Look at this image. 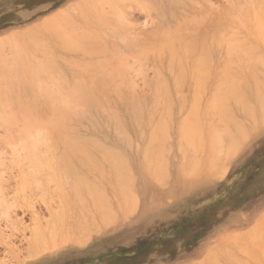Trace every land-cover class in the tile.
Here are the masks:
<instances>
[{
	"label": "bare ground",
	"instance_id": "6f19581e",
	"mask_svg": "<svg viewBox=\"0 0 264 264\" xmlns=\"http://www.w3.org/2000/svg\"><path fill=\"white\" fill-rule=\"evenodd\" d=\"M108 1V3L106 2L110 8L107 9L108 13L113 16L105 12L104 8L102 9L101 3L104 0H95L97 4L94 7L96 9L99 7L97 16L82 18L78 14V17L80 16V19H77L78 24L83 23L82 25H84L81 26L84 29H81L80 33L72 32L76 28L71 31L65 25H62V29L60 27V30L65 31L66 28L71 31L67 30L68 34L66 35L67 31H65V37H61L60 33V36L57 34L61 40L68 37V39H64L65 42H61V45L62 48L64 45L63 49H66V46L67 51L70 50V55L67 52L63 57L60 52H57V55L60 54L59 56L53 52H51L52 54L47 52L46 54L50 53L52 56L45 58L20 56L17 57H23L20 60L14 58V61L11 58L14 64L17 63L15 67L9 65L10 68H0V85L2 84L0 86V125L6 131L5 136H0V147L6 144L7 146L11 145L16 154L15 158L11 156L12 165L19 167L20 171L23 170V174L26 172L22 183L17 185V188L19 187L20 193L21 189L27 191L31 188V192L35 191L36 196L38 194L41 199H45L42 197L43 192L42 195L37 193L38 189L45 190L48 186L54 185L53 194L59 197L61 203L60 210L55 212L50 220H46V225H39L33 229L30 248L28 247L30 256L38 252L50 251L57 246L60 240L73 233L77 234L76 230L79 226L74 228L73 219L78 218L77 222L80 226L83 225L80 224L82 218L85 221L87 219V223H92L88 221H93L95 216L102 217V215L114 212L110 210L112 208L109 207L110 205L135 201L137 198H133L136 196L133 193L136 186L133 182L135 172L130 167L126 155L119 153L120 149L118 148L113 151L108 150L102 142H99L100 140H97L98 138L94 137L93 139L86 135L87 137H85L88 138L86 139L84 136L82 138V136H75V133H72L74 126L72 124L76 118L79 120L80 116L86 114L89 109L96 111L100 109L103 113V110L105 111L114 102L132 108L134 112L132 114L139 125L146 123L149 127L148 136L150 138H148L149 143H146L147 146H143L144 148L140 151L141 162L136 171L145 172L148 179L158 180L160 183L165 181L166 172H169L168 162L165 160L166 147H163V144L171 138L173 133L178 139H176L179 143H177L178 146L180 145L178 150L182 148L180 152L184 153H180L181 155L188 156L193 148H199L202 144L207 143L205 164H209L213 154L223 148L226 140L234 141L236 138L245 137L250 128L253 129L264 124V0H229L228 14L241 11V15L246 12L245 15L250 17L248 13L251 14L249 11L252 10L255 14V16L252 14V17L256 22V28L257 24L261 27L254 34L249 33L252 32L251 30L248 33L239 32V35L232 32V36L228 32L227 34L231 37H226V39L224 33L229 29L222 32L221 27V31H218L222 36L220 37L214 34L213 24H211L214 38L217 36L216 39L212 40L211 38V41L208 39L207 32L202 30V26H205L206 28H203L208 31L207 23H204L205 17L209 18L206 12L216 4L202 5L201 0L136 1L146 14L151 15L156 11L159 17V20H154L159 22L155 23L151 34L147 36V39L143 38L142 40L138 39V36L133 37L134 30L128 32L131 27L128 28L129 25H125L128 22L124 23L123 21L125 17L122 16L125 13L122 14V9L127 7V2H124L125 0ZM133 1L132 3L137 5ZM210 3L212 2L210 1ZM120 4L125 6L121 8ZM129 7L128 9H130ZM218 9L217 7L216 10L218 11ZM224 11L227 10L224 9ZM217 17L218 23L222 24L223 20L220 21ZM222 17L220 15L219 19ZM210 18L207 20H215V17L214 19ZM249 20L251 22V19H248V22ZM45 21L47 20L43 22ZM77 21H73V23H77ZM239 21L242 23L240 17ZM245 25L247 26L246 23ZM70 33L73 35L70 36ZM210 33L212 34L211 31ZM135 34L139 33L135 31ZM38 41L41 43L38 39L37 45ZM42 42L45 43V41ZM42 45H39V48ZM46 49L45 46L44 51ZM0 53L2 52L0 51ZM2 58L6 64L8 57L7 60L5 56ZM145 58L160 65V70L158 69L151 84L150 97H140L131 94L133 92L130 93V90L136 85L134 86V80L130 79L129 71L133 68L129 63L132 60L143 62ZM241 58L245 61L244 63L240 62ZM139 62H137L138 65ZM13 63L11 64L13 65ZM235 63L243 64L238 67L239 65ZM13 103L18 106V109H16L17 106H13ZM175 108H181V110L187 108V114L173 126L172 113ZM108 110L112 111L110 108ZM90 115L88 116L90 117ZM96 115H98L97 112ZM111 115L113 117V113ZM93 118L90 117L91 120ZM113 118L115 119H113L114 132H117L120 137H125L129 142L130 135L122 121L123 118H120L117 113ZM96 122L98 123V121ZM99 127H101L100 124ZM140 127L142 130V126ZM140 133V135H144V131ZM89 137L93 140H90ZM5 152L4 154L8 151ZM188 162L182 168L186 172L200 165V162L194 161L192 164L189 159ZM1 164L6 166L5 163ZM12 165L9 168H15ZM3 181L0 184H3ZM2 187L6 188L5 185ZM3 189L1 188V190ZM50 195L52 194L50 193L48 197ZM131 206L133 207V205ZM10 207L9 209H11ZM135 208L137 209V207ZM133 209L134 207L130 208L131 211ZM2 212L0 211V214ZM70 221L72 225H70ZM95 221L97 222L96 219ZM81 223L85 224L83 221ZM94 225L96 228V224ZM261 227L254 225L247 232L249 234L256 232L253 234L257 238H261L260 241H264V228ZM88 229L90 228L88 227ZM261 232L263 233L261 234ZM87 233L88 230L85 234ZM74 234L73 237H75ZM262 235L263 237H261ZM248 236L250 239V235ZM86 237L88 236L86 235ZM232 247L233 245L226 244L219 250L210 252L205 255L203 260L201 259L203 262L200 264H221L223 256H228L230 260L232 257L234 259L236 255ZM236 247L238 248L237 244ZM253 252L251 253L254 256L256 252L254 254ZM254 257L258 260L260 258L257 253ZM256 258L254 263H256ZM237 259H234L233 263L251 264L243 258L240 260L243 259L244 262L239 263V259ZM250 259L254 258L250 257ZM245 261L247 262L245 263Z\"/></svg>",
	"mask_w": 264,
	"mask_h": 264
},
{
	"label": "rangeland",
	"instance_id": "374dc122",
	"mask_svg": "<svg viewBox=\"0 0 264 264\" xmlns=\"http://www.w3.org/2000/svg\"><path fill=\"white\" fill-rule=\"evenodd\" d=\"M132 1L133 0L124 1L127 2L126 8L123 7L125 5L120 4L121 8H124L122 9V14L125 13L124 16H122L125 17L123 21L124 23L128 22L125 24L129 25L128 28L131 27V29H128V32L134 30V34L131 33L133 37L135 36L136 38L138 36V39H147V36L152 32L151 30L154 29L155 23L157 24L159 22L154 20H159V17L156 11L151 15L142 11L143 9L141 10L139 6L140 4L138 5L136 2L140 0L133 1L137 3V5L132 3ZM210 1L212 3H210ZM210 1L201 0V2H203L202 5L207 6V4H216L215 7L212 6L214 9L211 7L212 10L210 8L209 11L206 12L209 15L206 14V16L209 18L211 16L215 17V20L211 21L207 20L209 18L205 17L204 23H207L208 31H206L205 26H202V30L207 32L209 40L211 38L213 40L215 35L222 37L218 32L221 31V27L222 32H226L229 29L224 33L225 38H230L233 33L239 35V32L248 33L250 30L252 32L249 33L254 34L259 30V27H261L259 24H257V28L255 26L256 22L252 17V14L255 16L254 11L249 9L251 14L248 13V15L250 17L245 15L246 12H243V19V15L240 13L241 11H237L236 13L232 12L231 14L227 13L230 6L229 0ZM106 2L108 3L109 1L104 0V2L101 3V7L103 5L102 9L104 8L105 12L108 13L109 11L107 9L110 8H108L109 4L107 6ZM95 4H97L95 0H0V51L2 52L0 53V68H6L9 67V65L15 67L17 63H13L15 61L14 58L18 60L26 56L45 58L52 56L51 52L55 55H57V52H60L63 57L64 53L67 52V54L70 55V50L67 51L66 46V49H63L64 45L63 48L61 45L62 41L65 42L64 39H68V35L66 36L67 38L61 40L59 33L61 37H65L69 30L72 31L75 28L76 29L72 32L80 33L84 29L81 28V26L83 27L84 25H82L83 23L81 22V25L78 24L77 19L79 20L80 16H82V18L97 16L96 14H98L97 10H99V7L96 9ZM128 7L130 9H128ZM217 7L219 8L218 11L216 10ZM224 9L227 11H224ZM78 14H80L79 17ZM108 14L113 16L111 13ZM234 14L236 16L232 17ZM220 15L221 17L223 16L221 19H219ZM238 16L242 23L239 21ZM214 17L211 18L214 19ZM216 17L220 21L223 20V23H218ZM247 18L251 19V22L250 20L248 22ZM246 19L247 21L245 22ZM44 20L47 21L43 22ZM73 21H77V23H73ZM214 23L219 26H215ZM211 24H213L215 35L211 29L212 27H210ZM62 25H65L68 29L70 28L68 30L64 27L65 31L68 30L65 35V31L60 30V27L62 29ZM234 28L237 29L235 30ZM223 29L226 30L224 31ZM135 31L139 34L136 35ZM228 32L230 34L233 33L230 36L227 34ZM224 34L222 33V35ZM69 35L71 36L73 34L70 33ZM35 37H37L43 45L39 43V41L37 45L38 39ZM42 41H45V43ZM39 45L42 46L39 48ZM45 46L47 48L46 51H44ZM47 52L51 54H46ZM2 56H5L6 60L8 57V60H5L6 64L3 62ZM20 56L23 57L17 58ZM238 59L237 62L239 63ZM18 60L17 62L19 63ZM242 61L243 63L245 62L241 58L240 62ZM137 62L139 61L132 60L129 63L130 67L133 68L130 71L128 69L130 79H132V81L134 80V86L136 85L135 88H132L133 90L135 89L134 91H131V88V90L129 89L130 93L133 92L131 94H136L140 97H150L151 84L156 77L158 69L160 70V65L154 63L151 59L149 60V58L143 59L144 64L143 62H139L138 65ZM11 63H13V65ZM243 63H240V65ZM240 65L238 67H240ZM236 66H234V68H236ZM138 69H140L139 72ZM173 96L176 97L174 94ZM1 98L3 99V97ZM17 105L19 104L17 103ZM17 105L13 103V106L16 107ZM107 108L112 110L113 117L117 113L120 118L124 119H122V121L128 128L129 137L133 140V143L130 138L128 142L125 137H120L117 132H114L115 119ZM107 108L105 110L107 113L104 110L102 113L100 109H97L98 111L89 109L86 114L80 116L79 120L76 118L72 124V126H75V128L74 126L72 128V133H75V136H82V138L86 135L91 136L93 139L94 137L96 139L98 138L97 140H100L99 142H102L108 150L113 151V149L117 150L118 148L121 150H119V153L126 155L130 167L134 170L133 172H135L133 178V182L136 184L133 192L136 195L133 198L137 197L135 201L132 200L123 204L110 205L109 207H112L110 210L114 212L105 214L106 216L102 215V217L95 216L94 220L92 219L93 221H88L92 223H87V219L86 221L83 220L84 218L80 219L85 222L84 224L80 221V224L85 226H80L78 224V218L73 219L74 228L79 226L78 229H82L80 231L75 229L78 231L77 234L73 233L75 237L71 234L69 237L60 240L57 246L50 251L38 252L39 254H34L36 256H30L29 248L33 229L39 225H46V220H50L52 215L60 210L61 203L59 197L53 194L55 189H53L54 185L48 186L45 190L38 189V192L36 191L40 195L43 194L42 197L45 199H41V196L39 197L38 194L36 196L35 191L31 192V188L27 189V191H22L21 189L22 194L20 193V189L19 187L17 188V185L22 183V178H24L26 172L23 174V170L20 171L21 169L19 170V167L12 165L13 161H11V159L16 156L14 153L15 150L10 144V146H7L5 143V146L2 145L0 147V164L5 163L4 165H6L3 166L1 164L0 167V175L3 174L0 176V178H2L0 182L2 183V181L6 179L3 181V184H0V199L3 198L0 200V204L3 206L0 205V211L2 212V210L5 209L2 212L3 214H0V264H200L203 262L202 260L204 257H206L205 255H208L212 251L219 250L220 247L226 244L233 245L232 250H234L239 260L243 258L251 264H264V241H260L261 238L259 239V237L257 238L254 235L256 232H253L254 234H249V232H247V230L249 231V229H252L254 225H258V227L260 225V227L262 226L264 228V124L258 125L253 129L250 128L246 134L247 136H242L243 138L239 137L234 141L229 139L226 140L223 148L213 154L209 164H205V148L207 143L202 144L199 148H193L188 156L181 155L180 153L182 152L180 151H182V148L178 150L180 145L178 146V139L176 134L173 133L171 138L163 144V147H166L165 160L168 162L167 169L169 172H166L165 181L160 183L158 180L154 181L148 179L147 173L136 171V169H138L137 166H139L138 164L141 162L142 154L140 151L147 146L146 143H149L150 139L148 136L149 127L147 124L139 125L130 106L114 102ZM16 109H18V106ZM95 111L98 115H96ZM87 113H90L91 115H88L96 119L93 118L91 120ZM172 114V123L173 126H175L178 120L186 116L187 108H182V110L181 108H175ZM106 119L107 121H105ZM96 121H98V123ZM99 124L101 127H99ZM108 125L109 127H107ZM76 126L78 127L76 128ZM140 126L143 128L142 130ZM142 131H144V135H140ZM5 132L4 127L0 125V136H5ZM91 137H89V139ZM92 138L90 140H93ZM4 150L8 152L6 153ZM4 152L6 154H4ZM188 159L190 162L192 161V164L194 161L196 163L200 162V165L192 169L194 171L189 170L186 172L182 168L189 163ZM8 162H10L9 166L12 165V167L15 168H9ZM8 169H11L12 172L11 170L8 171ZM24 170L26 171V168ZM168 173L170 176L167 175ZM2 185H5L6 188L2 187ZM1 188H4L5 191L4 189L1 190ZM44 192L51 193L54 197L52 195L48 197L49 194L46 193V195ZM131 205L134 207L133 211L130 210V208H133ZM7 207L8 212L6 210ZM9 207L11 209H9ZM135 207H137V209ZM94 224H96V228ZM70 225H72L71 221ZM87 226L90 229H88ZM84 227L87 228L86 231ZM87 230L88 233L85 234ZM262 233L263 232H261V234ZM245 234H247V236H245ZM86 235L88 237H86ZM248 235H250V239ZM251 235L255 239H253ZM261 237H263V235ZM78 239H81V242ZM259 245L263 247L261 248ZM239 246H243L244 248L242 247V249ZM257 246L260 247L263 253H261ZM244 249L245 251H242ZM253 251L257 253L258 258L260 257V261L254 257L256 253ZM251 252H253V254L255 253V255L253 256ZM246 254L254 258V261ZM236 257L234 259H237ZM255 258L256 263H254ZM234 259L232 257L230 260L228 256H223L221 258V264H231L234 262ZM243 259L240 260L241 262L238 260V262H244ZM247 261H245V263ZM236 263L237 262L233 264Z\"/></svg>",
	"mask_w": 264,
	"mask_h": 264
}]
</instances>
